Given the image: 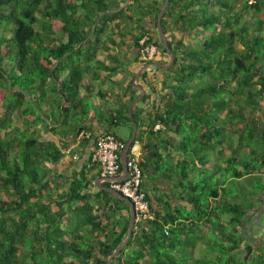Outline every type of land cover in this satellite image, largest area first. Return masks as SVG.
I'll use <instances>...</instances> for the list:
<instances>
[{
	"label": "trees",
	"instance_id": "obj_1",
	"mask_svg": "<svg viewBox=\"0 0 264 264\" xmlns=\"http://www.w3.org/2000/svg\"><path fill=\"white\" fill-rule=\"evenodd\" d=\"M247 1L169 0L161 25L174 62L139 78L150 89L139 103L156 96L160 83L165 103L131 148L143 144L141 190L151 207L143 187L150 171L176 181L179 205L155 212L147 230L134 225L128 239L127 218L119 234L105 233L94 248L82 242V227L109 229L92 214L97 197L88 189L87 175L99 166L90 156L89 171L84 166L62 192L51 166L89 130L93 91L85 73L108 79L121 70L97 61L98 51L109 50L106 38L116 45V35L136 32L139 49L148 36L158 49L155 63L170 62L157 29L165 0H0V30L10 34L0 38V264H108L121 244L111 264H143L145 256V264H264V236L251 233L250 215L251 199L264 192V0ZM132 3L141 10L130 11ZM122 89L130 101L106 121L107 133L125 146L128 139L114 130L142 127L143 110L134 105L130 118L138 90L132 82ZM156 123L165 130L153 131ZM154 136L163 137L165 155ZM71 211L83 215L81 225Z\"/></svg>",
	"mask_w": 264,
	"mask_h": 264
},
{
	"label": "crops",
	"instance_id": "obj_2",
	"mask_svg": "<svg viewBox=\"0 0 264 264\" xmlns=\"http://www.w3.org/2000/svg\"><path fill=\"white\" fill-rule=\"evenodd\" d=\"M111 11L112 10H110L109 12ZM150 21H151V17L149 16L144 20V23H148ZM128 25L129 27H131L132 24H128ZM150 29L152 32L154 31L152 27H150ZM136 34H137L136 32H134L133 34L131 33L126 38H122V36L116 35L114 37L116 45L109 43V39L106 38L105 42L109 50L108 51L101 50L98 51L97 53V61L105 63L110 68L120 67L121 68L120 71H116L112 73V75L109 76L108 79L95 78L97 77V75L94 74V72H91L92 69L91 71L85 73L86 84L87 86L90 85L89 89L93 91V94L89 96L90 99L89 102H87L91 110H89L90 120L88 119L86 121L85 126L89 130L88 131L84 130L80 134L84 133L89 137L88 138L81 137L79 134V137L77 138V140L72 142V145H70L68 148H64L61 150L62 152L66 151L68 153L62 155V159L58 164H54L51 166L53 170L52 172L53 174L51 177L52 182L54 181L55 187L56 184L60 186L59 187L60 192L67 191L70 182L72 180V176L75 174L82 173L84 166H86V169L89 171L90 168L89 159L94 150L95 139L104 133L107 132L111 133L109 124L106 121V119H108L111 115L110 112L116 113V111L120 108L122 104H126L130 101V92L128 91L125 92L124 89L122 88L128 87V85L132 82L133 87H135L138 90L137 95H139V97L142 95V91L145 93L144 96L150 93V89L148 87H145L143 82L139 80L140 75L142 74L141 70L143 67L140 68L139 49L137 45L134 43V38L132 36ZM110 56L112 58H110ZM114 59H117L118 62H116ZM94 64L95 63L91 64L93 70H95ZM155 64L164 65L166 63L162 62V64H158V63ZM95 71H99L100 73V70L98 69H96ZM101 76L102 78H105L107 74L105 72H102ZM136 76L139 77L136 79ZM158 76H161V74H159ZM138 87H140L141 89H138ZM157 90H158V94L156 96H153L147 102L148 104L139 103L144 97L138 103L134 104L137 105L140 110H143L140 116V124L143 123V125L142 127H138L136 125L137 133L139 136L142 132H146V133L149 132L148 128H149L150 120L154 119L157 110H159L160 112L163 109L165 100H162V96H163L162 83L158 85ZM80 91L84 95L85 94L89 95L84 88H81ZM98 92H102L110 96L106 97L105 99H102L98 95ZM164 92H166V90ZM139 97H137L135 100H137ZM134 101H132L131 104H133ZM151 101H154V103L151 104ZM132 108H131V113H132ZM99 118L102 119L100 120ZM156 125H162V124L156 123L154 127ZM124 127L125 128L124 130L123 129L121 130L120 135L125 139L129 140L131 138L132 133L126 126ZM154 138L155 139L158 138L156 141L157 143H159L158 144L159 151L162 155H165L166 154L165 148L163 147V144L160 143L161 142L160 140L163 137L154 136ZM139 148L142 152L141 160L144 161L145 152L143 154V144H140ZM96 174L99 175L96 176ZM87 179H89L91 182V184L88 186V189L90 190L89 193L97 197V199L92 204L93 206L96 207V209H93L92 214L99 218L103 226H107V225L109 226L108 230L94 232V233H91L90 228L88 226L82 227V234L85 236V240H83L82 242L91 245L94 248H97L98 242H105V238H106L105 233H110L111 231L115 230L119 234L122 226L124 225L125 220L127 218L130 219V209L127 202L120 200L118 198L117 199L119 201L117 202L114 199H111L109 196L100 193V190H103L104 192H107L110 195H112L110 192L106 191V189H109L107 187V184L109 183L104 179H102L98 168L89 171V174L87 175ZM143 187L147 192V194L150 195L151 197V203L154 212L163 214L165 212V209L169 205L172 206L179 205V201H178L179 190L176 189V181L174 179L165 180L160 175V173L150 171L149 173H146L143 176ZM113 197L116 198L115 196ZM253 204L254 207L252 209V213L253 215H255L254 222L255 224H261V220L264 218V192L253 196ZM80 205H81L80 203H76L77 207H79ZM71 213L74 216L76 215L78 217L77 220L72 215L73 224L81 225L83 221V215L80 213V211H71ZM70 224L71 222L68 223L64 222L63 226L71 230L72 226H70ZM256 226L257 225L254 226V232L257 230ZM259 229L262 231L261 227ZM254 234L255 237L261 236L262 238V236H264L262 234H256V233ZM93 235L96 236L97 238L95 239L94 237L91 238V236ZM256 239L258 241V238ZM262 239L264 240V238ZM82 242L78 241L77 243L81 244ZM121 246H123V244H121ZM113 254L107 258V261L110 262V264L113 263V258L117 256L118 253L115 255ZM147 261H148V256H145V260L143 264H145Z\"/></svg>",
	"mask_w": 264,
	"mask_h": 264
},
{
	"label": "built area",
	"instance_id": "obj_3",
	"mask_svg": "<svg viewBox=\"0 0 264 264\" xmlns=\"http://www.w3.org/2000/svg\"><path fill=\"white\" fill-rule=\"evenodd\" d=\"M148 41H150L148 36H144L139 41V60L146 64L153 62L157 53V46L151 42L147 44ZM161 129L165 130V127L156 125L153 128L155 131ZM80 136L89 137L84 133L80 134ZM125 146L113 135L104 133L98 136L95 141L94 150L91 154V162L99 166L101 177L110 184V189L131 202L134 209V225H138L141 229L147 230L146 222L155 219V212L150 202L146 199L145 192L141 190L142 170L139 161L141 160L142 152L139 148L140 143L138 141H135L133 147L130 148V155L127 159V176L121 181L118 180L120 177L121 154ZM66 153L68 152H62L63 155ZM165 234L169 235L167 229Z\"/></svg>",
	"mask_w": 264,
	"mask_h": 264
},
{
	"label": "water",
	"instance_id": "obj_4",
	"mask_svg": "<svg viewBox=\"0 0 264 264\" xmlns=\"http://www.w3.org/2000/svg\"><path fill=\"white\" fill-rule=\"evenodd\" d=\"M168 2L169 0H165L164 4H163V7L158 15V18H157V29H158V34H159V38L162 42V45L165 49V51L168 53L169 57H170V62L167 63V64H164V65H157V64H150L151 67H154V68H161V69H168L174 62V56L168 46V43H167V39L165 37V34L162 30V25H161V20H162V16L164 14V12L166 11L167 9V6H168ZM147 66H144L141 70V72H143L144 70H146ZM139 76H136V79L138 78ZM138 89H141L140 87H138ZM145 93L142 91V95L133 102V104H131L130 108H129V114L131 113V108L132 106L135 104V103H138L143 97H144ZM131 118V116H130ZM137 136V127L135 124H133V132H132V135H131V138L128 140L126 146H125V149L124 151L122 152L121 154V166L123 168V175L121 177L118 178V180H123L127 174H128V169H127V159H128V152L130 150V147L133 143V141L135 140ZM106 191L110 192L113 196H115L116 198L120 199V200H123L125 202L128 203L129 205V209H130V219H129V224H128V233H127V239L131 236L132 234V230H133V226H134V209H133V206L131 204V202L123 197L122 195L118 194L117 192H114L113 190H111L110 188L109 189H106ZM121 249V246L118 247V249L114 252L113 255L117 254ZM108 264H110V262H108Z\"/></svg>",
	"mask_w": 264,
	"mask_h": 264
},
{
	"label": "rangeland",
	"instance_id": "obj_5",
	"mask_svg": "<svg viewBox=\"0 0 264 264\" xmlns=\"http://www.w3.org/2000/svg\"><path fill=\"white\" fill-rule=\"evenodd\" d=\"M129 1V0H128ZM246 1V0H245ZM253 0H248L247 2H252ZM154 2V0H141V4L142 5H144V4H149V3H153ZM138 6H139V8H138ZM137 7V8H136ZM139 10H141V7H140V5H139V3H137L136 4V6H135V3L133 4L132 3V6H131V8H130V11H132V12H134V13H136L137 11H139ZM143 10V9H142ZM10 36V34H9V32H7V31H4V30H0V38H4V37H9ZM124 59V58H123ZM223 116V115H222ZM118 128V127H117ZM117 128L114 130V133H116V135H118L119 137H121L122 139H125L124 137H122L120 134H121V130L123 129L124 130V125H120L119 126V128H118V130H117ZM128 128V127H127ZM113 129V128H112ZM244 184V183H243ZM252 200V202H253V198L251 199ZM250 215H253V213L251 212L250 213ZM74 216V215H73ZM77 220H78V217L75 215L74 216ZM252 222V221H251ZM257 226H256V231L255 232H253V230L251 231V233L253 234V235H255L254 233H256V234H263L264 235V220L262 219L261 220V224H256ZM261 227V229H262V231L259 229ZM260 236V235H259ZM199 248H202V247H199ZM196 256H198V253L196 254Z\"/></svg>",
	"mask_w": 264,
	"mask_h": 264
},
{
	"label": "clouds",
	"instance_id": "obj_6",
	"mask_svg": "<svg viewBox=\"0 0 264 264\" xmlns=\"http://www.w3.org/2000/svg\"><path fill=\"white\" fill-rule=\"evenodd\" d=\"M158 50V49H157ZM157 54V53H156ZM156 58V57H155ZM150 64H155V60L153 61V62H151ZM150 64H147L146 66H147V68H146V70L149 72V71H151L152 70V68L154 69V67H151L150 66ZM150 67V68H149ZM145 71V70H144ZM131 148V147H130ZM121 177V176H120ZM110 188V187H109Z\"/></svg>",
	"mask_w": 264,
	"mask_h": 264
}]
</instances>
